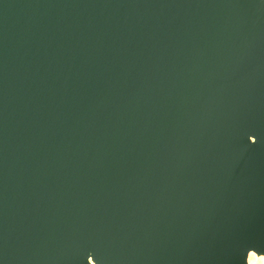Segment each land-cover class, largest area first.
Listing matches in <instances>:
<instances>
[{
  "label": "water",
  "instance_id": "1",
  "mask_svg": "<svg viewBox=\"0 0 264 264\" xmlns=\"http://www.w3.org/2000/svg\"><path fill=\"white\" fill-rule=\"evenodd\" d=\"M264 256V0H0V264Z\"/></svg>",
  "mask_w": 264,
  "mask_h": 264
},
{
  "label": "bare ground",
  "instance_id": "2",
  "mask_svg": "<svg viewBox=\"0 0 264 264\" xmlns=\"http://www.w3.org/2000/svg\"><path fill=\"white\" fill-rule=\"evenodd\" d=\"M249 264H264V256H258L255 253H251L249 256Z\"/></svg>",
  "mask_w": 264,
  "mask_h": 264
}]
</instances>
